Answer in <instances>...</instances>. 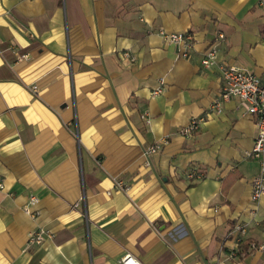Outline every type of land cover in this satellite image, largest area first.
I'll return each instance as SVG.
<instances>
[{
  "label": "crops",
  "instance_id": "crops-1",
  "mask_svg": "<svg viewBox=\"0 0 264 264\" xmlns=\"http://www.w3.org/2000/svg\"><path fill=\"white\" fill-rule=\"evenodd\" d=\"M222 63L264 81V0H0V264H264L255 118L211 108Z\"/></svg>",
  "mask_w": 264,
  "mask_h": 264
},
{
  "label": "built area",
  "instance_id": "built-area-1",
  "mask_svg": "<svg viewBox=\"0 0 264 264\" xmlns=\"http://www.w3.org/2000/svg\"><path fill=\"white\" fill-rule=\"evenodd\" d=\"M167 42L177 44L181 48V56L188 58V51L193 45V36L189 33H171L167 34L163 31L159 32ZM218 38H223L221 34ZM127 56V54H125ZM217 58V51L214 47H209L203 56L201 61L203 66L213 65ZM222 91L219 99L216 100L211 108L219 109L221 101H227L234 98L238 102V107L241 108L246 115L253 116L255 118L256 135L252 149L245 152L244 156L248 159L257 160L260 164L259 172L251 180V192L250 200L253 204H256L258 200L264 196V81H261L257 76L249 72L240 70L229 64L222 63L219 66ZM35 90V87H32ZM204 117L195 116L192 117L188 124L181 130L183 135L191 134L198 130L200 125L204 122ZM163 143H165L163 141ZM160 149V144H154L148 147L144 154L146 156L155 154ZM203 174L197 170H192L187 178L189 180H199ZM0 188L2 184L0 183ZM36 200L31 197L30 203L33 204ZM27 211V210H26ZM246 233V226L240 223H235L228 232L225 241L231 244L229 249V259H235L237 257H244L245 252L240 248L242 240ZM51 237L43 230H37L29 234V243L41 244L45 238ZM250 250L263 251L264 244L249 245ZM121 264H139L129 254L124 255L120 261Z\"/></svg>",
  "mask_w": 264,
  "mask_h": 264
}]
</instances>
